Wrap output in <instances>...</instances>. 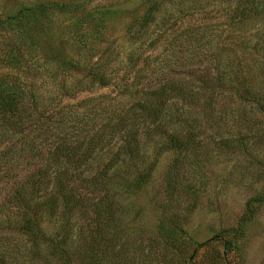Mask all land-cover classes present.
I'll list each match as a JSON object with an SVG mask.
<instances>
[{"label":"rangeland","instance_id":"1","mask_svg":"<svg viewBox=\"0 0 264 264\" xmlns=\"http://www.w3.org/2000/svg\"><path fill=\"white\" fill-rule=\"evenodd\" d=\"M37 6L45 8L29 21L0 28V95H16V112L41 117L36 125L50 148L63 139L84 147L108 116L131 117L136 98L119 88L123 74L137 60L139 66L160 60L164 50L178 66L188 49L205 56L197 58L203 65L217 55L214 63L231 69V81L216 89L213 112H198L194 132L170 125L149 137L139 130L137 160L147 177L130 188L121 178L131 179L136 170H111L112 203L103 207L99 224L80 212H48L40 223L47 243L30 239L14 227L6 198L14 182L35 170L38 157L3 168L0 264H264V204L254 205L238 239H227L233 244L227 254L214 239L239 226L249 199L264 197V0H0V20ZM96 63L118 72L115 83L88 84L82 70ZM248 67L258 83V105L232 90L247 84L242 71ZM168 77L154 75L152 86ZM173 132L192 140L178 150L167 136ZM8 138L20 146L19 135ZM109 149H96L90 162H106L116 150Z\"/></svg>","mask_w":264,"mask_h":264},{"label":"trees","instance_id":"2","mask_svg":"<svg viewBox=\"0 0 264 264\" xmlns=\"http://www.w3.org/2000/svg\"><path fill=\"white\" fill-rule=\"evenodd\" d=\"M155 4L154 2L153 6ZM44 8L37 6L33 9H22L10 19L11 21L0 20V28L5 30L11 23L18 25L24 20L29 21ZM152 9L154 7H150L147 11L151 17H154L150 13ZM147 17L148 15L144 14L140 21L143 22ZM10 42L13 45L12 40ZM164 53L160 60H148L142 66L136 65L137 60L135 64L129 66L123 74L126 78L121 79L123 82L120 84L123 85L119 88L129 92L130 97L136 98L130 112L131 117L122 120L108 116L102 126L104 128L95 131L87 139L84 147L82 143L73 144L65 139L52 148L46 146L44 141H41L43 134L39 125H36L40 123L41 117L37 116L36 112L28 113L26 110L16 112V106L21 100L16 95L7 97L0 95V121L2 125L4 124L0 126V147H3L0 149V173L5 174L3 168L13 166L15 163H18L15 164L18 166L27 158L38 157L35 170L26 173L22 180L14 182L13 189L6 198L8 210L15 219L13 225L19 232L34 241L46 244L40 226L42 215L48 212L54 215L60 210L64 215L72 216L80 212L92 219L95 225L101 223L106 218L103 207L112 203V199L107 197L108 182L110 177H113L109 174L110 171L117 168L119 171L136 170V176L131 179L121 178L124 185L130 188L141 183L138 177H147L149 171L145 173L139 171L142 162L137 160L140 129H145L143 134L149 137L156 130H162L170 125L173 129H177L176 132L185 127L194 132L195 126L200 127L201 124L198 112L201 110L213 112L217 102L215 91L224 83H230L231 69L222 70L219 63H214L218 58L217 55L213 56V62H205L206 66L203 65L202 61L197 59L201 55L200 52H195L194 49L185 51L187 56L183 57L184 62L179 63V66L176 65V58L171 56L172 51L164 50ZM199 58L205 60V56ZM109 66L108 63H96L83 69L82 76L88 79L90 86L108 87L115 81L118 73L113 71L108 73ZM179 67L183 68V72L174 70ZM181 73H183L182 77ZM131 74L132 82L129 83L127 78ZM154 75H169V77L152 86ZM242 75L247 80V84L240 86V82L235 83V86L232 85L233 93L241 101L250 104L254 102L258 105L257 98L260 97V93L255 76L249 67L243 69ZM176 132L167 136L170 143L177 145V149L180 150L185 148L186 142L192 140V136L176 134ZM107 133L108 138L105 139L104 135ZM14 135H19V147H13L14 144L9 143L8 136L14 137ZM32 135L35 136L31 138ZM27 141L28 146H23ZM99 147L100 150L106 149L107 152L109 148L116 150L106 162L91 163L90 159L97 154L95 152ZM81 148L83 154H79ZM20 160L22 162L19 163ZM94 166L98 167L95 168V172L89 169ZM255 204H264V197L249 199L239 226L215 236L214 239L221 242L224 254L231 250L232 240L235 237L238 239L241 235L242 223L252 216ZM171 230L173 234L178 232L176 226ZM225 236L227 237L224 238ZM229 237L232 240H227ZM165 247L168 249L172 246L166 242ZM190 258L193 259V256L191 255Z\"/></svg>","mask_w":264,"mask_h":264}]
</instances>
